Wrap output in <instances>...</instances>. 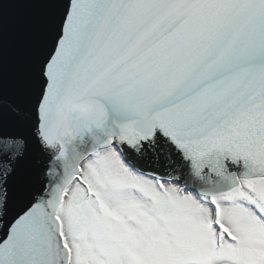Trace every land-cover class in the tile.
<instances>
[{"label": "snow or ice", "instance_id": "1", "mask_svg": "<svg viewBox=\"0 0 264 264\" xmlns=\"http://www.w3.org/2000/svg\"><path fill=\"white\" fill-rule=\"evenodd\" d=\"M0 264H264V0H0Z\"/></svg>", "mask_w": 264, "mask_h": 264}, {"label": "water", "instance_id": "2", "mask_svg": "<svg viewBox=\"0 0 264 264\" xmlns=\"http://www.w3.org/2000/svg\"><path fill=\"white\" fill-rule=\"evenodd\" d=\"M24 12L22 10H14L9 15L8 23L10 27L15 26V24L23 17Z\"/></svg>", "mask_w": 264, "mask_h": 264}]
</instances>
